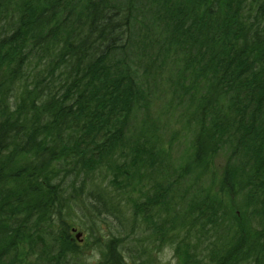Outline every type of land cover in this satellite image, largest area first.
Returning a JSON list of instances; mask_svg holds the SVG:
<instances>
[{
	"label": "trees",
	"instance_id": "trees-1",
	"mask_svg": "<svg viewBox=\"0 0 264 264\" xmlns=\"http://www.w3.org/2000/svg\"><path fill=\"white\" fill-rule=\"evenodd\" d=\"M162 245L264 264V0H0V264Z\"/></svg>",
	"mask_w": 264,
	"mask_h": 264
},
{
	"label": "rangeland",
	"instance_id": "rangeland-1",
	"mask_svg": "<svg viewBox=\"0 0 264 264\" xmlns=\"http://www.w3.org/2000/svg\"><path fill=\"white\" fill-rule=\"evenodd\" d=\"M169 119H170V117L167 120H169ZM174 134H175V136L178 137V139L183 144H186V142L188 141L187 138H186L185 132L181 131L179 127L176 129V131H174ZM175 154H177V153H175ZM171 160H172L173 163L178 162V159L176 157H173V156L170 158V161ZM220 163L222 164V162H220ZM179 165H182L181 161H180ZM218 176H219V174H218ZM190 180L194 181V183H195V177H193V178L190 177ZM196 188H197V186H196ZM225 199H226V201H228L227 198H225ZM238 200H240V199H237V201ZM218 201H219V199H218ZM179 202H180V200L177 199V197H176V204L180 205ZM162 219L164 220V216L162 217V215H160V218L158 220H162ZM128 223H131L129 226L136 225V223H132V222H128ZM118 229L121 230V231L125 230V228L122 225L119 226ZM127 231H129V230H127ZM145 231H147L146 227H140L138 229L137 232H139L140 238H146L149 235V234H147V236L144 237L143 233ZM225 232H226V230H225ZM72 233H73L75 239L78 241V244L81 245V246L82 245L85 246V243H86L85 234L81 231V229L75 228L74 231L72 230ZM78 235H81L80 238H77ZM153 255L156 258V260L158 261V262H156L157 264H178L177 259H175L174 248L172 246H170V245H162L159 250L153 252ZM90 257H93V258L92 259L89 258L88 261L90 263L94 264V263L97 262V260L99 259L100 255L98 254V252L94 251V252L90 253Z\"/></svg>",
	"mask_w": 264,
	"mask_h": 264
},
{
	"label": "water",
	"instance_id": "water-1",
	"mask_svg": "<svg viewBox=\"0 0 264 264\" xmlns=\"http://www.w3.org/2000/svg\"><path fill=\"white\" fill-rule=\"evenodd\" d=\"M80 237V235L77 236V238Z\"/></svg>",
	"mask_w": 264,
	"mask_h": 264
},
{
	"label": "bare ground",
	"instance_id": "bare-ground-1",
	"mask_svg": "<svg viewBox=\"0 0 264 264\" xmlns=\"http://www.w3.org/2000/svg\"><path fill=\"white\" fill-rule=\"evenodd\" d=\"M81 236V235H80ZM78 238H80V237H78Z\"/></svg>",
	"mask_w": 264,
	"mask_h": 264
}]
</instances>
